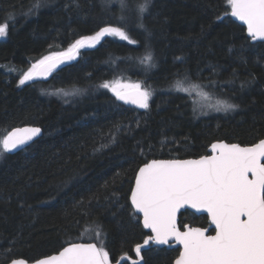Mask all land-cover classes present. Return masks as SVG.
Listing matches in <instances>:
<instances>
[{
  "label": "trees",
  "instance_id": "obj_1",
  "mask_svg": "<svg viewBox=\"0 0 264 264\" xmlns=\"http://www.w3.org/2000/svg\"><path fill=\"white\" fill-rule=\"evenodd\" d=\"M127 2L134 7L137 0ZM228 7L226 0H153L147 32L129 12L125 30L137 43L106 37L48 80L19 85L43 57L120 25L119 9L115 0L111 7L105 0H0V24L8 25L0 42V138L27 125L43 130L0 163V264L35 262L75 242L97 243L111 264L125 256L139 260L135 247L150 236L130 203L140 167L153 159L199 158L215 142L264 139V42L253 43L225 15ZM146 45L155 59L151 68L139 62ZM185 74L211 98L220 94L239 107L198 116L192 97L169 90ZM119 78L148 87L150 108L126 106L99 87ZM75 89L80 94L63 95ZM179 254L141 248L144 264H174Z\"/></svg>",
  "mask_w": 264,
  "mask_h": 264
},
{
  "label": "snow or ice",
  "instance_id": "obj_2",
  "mask_svg": "<svg viewBox=\"0 0 264 264\" xmlns=\"http://www.w3.org/2000/svg\"><path fill=\"white\" fill-rule=\"evenodd\" d=\"M115 2L121 24L101 27L94 35L76 40L68 50L72 53L69 58H74L80 48L95 47L106 36L118 37L130 44L137 43L125 30L130 11L135 13L137 26L148 31L144 19L150 15L153 0H137L134 7L127 0ZM112 3L113 0H105L106 7H111ZM226 4L229 7L225 15L242 21L252 40L264 41V0H226ZM34 7L39 8V2ZM7 30V23L0 24V37L7 36ZM64 55L67 54H60ZM57 62H61L59 56L43 57L22 73L19 85L46 77ZM139 62L150 68L155 66L153 53L147 45ZM99 87L109 89L117 100L134 104L140 109L150 108L153 93L139 83L121 85L119 81H105ZM203 87L185 74L173 80L169 90L185 93L189 97L195 94L200 101H210L211 96ZM80 92L75 89L63 92V95ZM200 101H193V111H197L195 105L199 103L201 115L207 114L203 110L205 108L227 113L239 107L227 100L215 103ZM40 132V128L32 127L17 128L7 133L0 138V157L18 149L25 150V146ZM211 151L213 154L199 159H153L138 169L131 204L136 212L143 214V226L154 233L135 247V253L141 260V248L149 241L166 245L174 240L183 246L175 264H264V140L251 147L213 143ZM182 208L207 212L215 225V235H205V230L201 228L181 231L177 226V215ZM95 235L97 239L101 237L99 227ZM9 250L10 247L5 249ZM11 264L25 262L13 260ZM36 264H111V260L109 253L103 247H97L96 243H71L58 255L38 260Z\"/></svg>",
  "mask_w": 264,
  "mask_h": 264
},
{
  "label": "water",
  "instance_id": "obj_3",
  "mask_svg": "<svg viewBox=\"0 0 264 264\" xmlns=\"http://www.w3.org/2000/svg\"><path fill=\"white\" fill-rule=\"evenodd\" d=\"M232 18H233V20H234L236 23H238L239 25H241L242 27H244V28L246 29V33H247V26H246L242 21L238 20L237 18H235V17H232ZM247 36H248V33H247ZM248 37H249V36H248ZM249 38H250V37H249ZM250 39H251V38H250ZM252 42H253V43H258V42H264V41H261V40H252ZM83 48H84V47H83ZM83 48H80L79 50H81V49H83ZM65 54H67V55H64V56H60V55H58L59 58H60V61H61V62H57V63H56V66L52 69L51 72H53V71L59 69V68L62 67V66H65V65L70 64V63L73 61V59L76 57V55H77V54H76L74 58H69V57L72 56V53L67 52V53H65ZM55 57H57V56H55ZM51 72H50L46 77L41 76V77H38L37 79H38V80H42V79L45 80V79H47V77L51 74ZM118 101H119L120 103L126 105V106H129V107L135 108V109H137V110H139V111H145V109H140V108H138V107H137L136 105H134V104L125 103V102L120 101V100H118ZM32 127H38V128H40V129H41V132H40V135H39V136H36L32 141L29 142L28 145L25 146V149H27L29 146H31L34 142H36L38 139H40V138L43 136V130H42L41 127H39V126H34V125H27V126L17 127V128H32ZM17 128H14V129H12V130H15V129H17ZM12 130H11V131H12ZM11 131H10V132H11ZM263 140H264V139H263ZM220 142L227 143V142H225V141H220ZM215 143H219V142H215ZM228 144H233V143H228ZM240 146H241V145H240ZM242 147H251V146H242ZM21 151H24V150H19V149H18V150H16V151L11 152V153H8V154L15 155V154H17V153H19V152H21ZM209 154H210V155L213 154L212 151H211V147L209 148ZM189 159H199V158H189ZM156 160H160V159H156ZM180 160H184V159H180ZM150 162H151V161H150ZM150 162H149V163H150ZM143 166H144V165H143ZM134 187H135V182H134ZM134 187H133V190H134ZM133 190H132V191H133ZM130 203H131V196H130ZM131 206H132V204H131ZM132 209H133L135 215H137L138 217L141 218V223H142V226H143V214H142V213H138V212H136L135 209H134V206H132ZM185 210H190V211L194 212L196 215H205V216H208V217H209V222H210L211 226H210L208 229H204V230H205V235H210V232H211L212 230L215 231V225H213V224L211 223V217H210V215H209L207 212H205V211H197L196 209H192V208H182V209L180 210V212H179L178 215H177V226H178V227H179V216H180L181 212H183V211H185ZM143 228L145 229L146 232L150 233L151 235H154V233H152L150 229H146L144 226H143ZM188 228H198V227L187 226V227L185 228V230H181V229H180V230H181V231H186ZM201 229H202V228H201ZM213 235H215V234H213ZM75 243H95V242H75ZM69 245H70V244H69ZM69 245H67V246H69ZM96 245H97V247H100L97 243H96ZM150 245H153V246H155L156 248H160V249H163V248L179 249V250H180V254L183 252V246H182L181 244L175 242L174 240H170L169 243L166 244V245H157V244H155V243L149 241V244L146 245V246L143 247V248H147V247H149ZM67 246H66V247H67ZM62 250H63V249H62ZM62 250H61V251H62ZM58 254H59V253H56V254H53V255H58ZM180 254H179V256H180ZM51 256H52V255H51ZM140 256H142V255L140 254ZM48 257H49V256H48ZM142 257H143V256H142ZM45 258H47V257H44V258H41V259H45ZM178 258H179V257H178ZM178 258H177V259H178ZM41 259H39V260H41ZM177 259H176V260H177ZM15 260H22V261L25 262V264H36V262L38 261V260H37V261H35V262H29V261H27V260H25V259H15ZM176 260H175V261H176ZM127 261H130V262H134V261H136L137 264H144V259H142V260H141V259H140V260H134V259L130 258L129 256H125V257H123L120 261H118V262H116V263H114V264H124V263L127 262ZM175 261H174V264H175ZM9 264H11V262H10Z\"/></svg>",
  "mask_w": 264,
  "mask_h": 264
},
{
  "label": "rangeland",
  "instance_id": "obj_4",
  "mask_svg": "<svg viewBox=\"0 0 264 264\" xmlns=\"http://www.w3.org/2000/svg\"><path fill=\"white\" fill-rule=\"evenodd\" d=\"M106 37H111V36H106ZM106 37H104V38H106ZM5 38H6V36H5V37H0V42L3 41V40H5ZM104 38H103V39H104ZM112 38L119 39L118 37H112ZM103 39H102V40H103ZM102 40H101V41H102ZM119 40H120V39H119ZM101 41H100V42H101ZM100 42H99V43H100ZM99 43H98V44H99ZM98 44H96L95 46H97ZM88 48H92V47H88ZM78 55H79V54H78ZM78 55L73 59V62L76 61V60L78 59V57H79ZM53 56H57V55H53ZM51 76H52V75H49V76L47 77V79L51 78ZM36 80H37V79H36ZM114 81H119L121 85H134V84H136V83H139V84L141 85V87L143 88V85H142V83H141L140 81H138V80H134V79H130V78H127V79H125V78H119V79H115V80H113V81H111V82H114ZM29 82H32V81H29ZM67 92H72V91H67ZM218 95H219V96L216 98V100H215L214 98H211L210 101H200V98L197 97L195 94H193V95H192V99H193V101H200L201 103H215L217 100H227V101H229L228 99H226L225 97L221 96L220 94H218ZM229 102H230V101H229ZM149 103H150V101H149ZM196 108H197V115H198V116H205V117H206V116H211V115H216V114L225 113V112H215V111H212V110H210V109L205 108V109H203V110L206 111L207 114H206V115H201V114H200L199 103L196 104ZM5 154H7V153H5ZM5 154H4L2 157H0V163L3 162V160H4V158H5Z\"/></svg>",
  "mask_w": 264,
  "mask_h": 264
},
{
  "label": "flooded vegetation",
  "instance_id": "obj_5",
  "mask_svg": "<svg viewBox=\"0 0 264 264\" xmlns=\"http://www.w3.org/2000/svg\"><path fill=\"white\" fill-rule=\"evenodd\" d=\"M81 50H79L78 51V54H79V52H80ZM77 54V55H78ZM76 55V56H77ZM58 56V55H57ZM55 57V56H54ZM73 62V61H72ZM71 62V63H72ZM66 66V65H65ZM63 67V66H62ZM62 67H60V68H62ZM59 68V69H60ZM58 70V69H57ZM57 70H55V71H53V72H51V74L50 75H52L54 72H56ZM38 80V79H37ZM37 80H34V81H37ZM43 80V79H42ZM45 80H48V79H45ZM34 81H32V82H34ZM253 145H255V144H253ZM253 145H241V146H253ZM211 147V146H210ZM206 155H210L209 154V149H208V152H207V154ZM205 156V155H204ZM200 158V157H199ZM137 216V215H136ZM204 217L205 218V220H206V222H205V224L204 225H194L193 223H184V220H185V217L186 218H188V219H190V218H192V217ZM140 218V217H139ZM141 219V218H140ZM142 224V223H141ZM187 226H191V227H198V228H202V229H208L210 226H211V224H210V222H209V217L208 216H205V215H196L194 212H192V211H190V210H185V211H183V212H181V214H180V216H179V228L181 229V230H185V228L187 227ZM148 233V232H147ZM150 234V233H149ZM213 234H215V231L214 230H212L211 232H210V235H213ZM151 235V234H150ZM150 246H153V245H150ZM155 247V246H154ZM160 249V248H159ZM163 249H169V248H163ZM169 250H171V249H169ZM141 254V253H140ZM179 257V256H178ZM177 257V258H178ZM139 260H140V257H139ZM133 263V262H132Z\"/></svg>",
  "mask_w": 264,
  "mask_h": 264
}]
</instances>
